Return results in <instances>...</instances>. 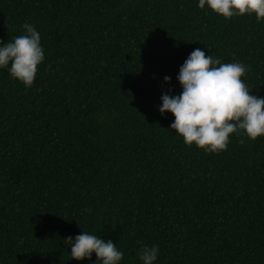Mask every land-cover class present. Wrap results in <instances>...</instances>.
<instances>
[{
  "label": "trees",
  "instance_id": "obj_1",
  "mask_svg": "<svg viewBox=\"0 0 264 264\" xmlns=\"http://www.w3.org/2000/svg\"><path fill=\"white\" fill-rule=\"evenodd\" d=\"M24 23L44 59L28 88L0 69V264H93L66 254L80 231L119 264L142 244L154 264H264V136L205 153L157 110L194 48L244 63L264 97V19L196 0H0V44Z\"/></svg>",
  "mask_w": 264,
  "mask_h": 264
},
{
  "label": "clouds",
  "instance_id": "obj_2",
  "mask_svg": "<svg viewBox=\"0 0 264 264\" xmlns=\"http://www.w3.org/2000/svg\"><path fill=\"white\" fill-rule=\"evenodd\" d=\"M196 6L224 19L244 15L254 16L257 22L264 19V0H196ZM21 28L22 34L0 44V69H6L9 78L28 88L44 52L35 26L24 23ZM246 71L242 62L222 63L194 48L175 77L179 94L161 93L158 113H170L173 119L168 129L174 130L185 146L205 153L225 150L230 134H242L249 141L264 136V97L250 94L241 79ZM168 81L165 75L162 82ZM63 242L69 259L76 261L94 254L93 264H119L123 256L116 244L87 231L66 236ZM157 255L156 245L142 244L138 250L140 264H154Z\"/></svg>",
  "mask_w": 264,
  "mask_h": 264
}]
</instances>
